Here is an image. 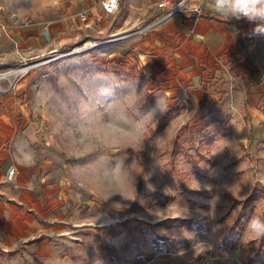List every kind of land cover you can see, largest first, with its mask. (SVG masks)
<instances>
[{"label": "rangeland", "instance_id": "rangeland-1", "mask_svg": "<svg viewBox=\"0 0 264 264\" xmlns=\"http://www.w3.org/2000/svg\"><path fill=\"white\" fill-rule=\"evenodd\" d=\"M101 1L0 0L2 137L57 250L6 264H264V35L213 0L167 22ZM201 16L224 20L210 53Z\"/></svg>", "mask_w": 264, "mask_h": 264}, {"label": "crops", "instance_id": "crops-1", "mask_svg": "<svg viewBox=\"0 0 264 264\" xmlns=\"http://www.w3.org/2000/svg\"><path fill=\"white\" fill-rule=\"evenodd\" d=\"M130 1L132 7H145V13L152 21H160L159 15L165 11V9L156 6L155 0L151 4L147 0ZM165 14L162 16L164 18L162 21L175 20V15L166 17ZM222 19L220 17L212 23L206 17L201 16L197 20L199 31H196L195 36L203 38L201 43L204 49L202 51L210 53V43L215 45L213 39L218 43L224 38L220 36L222 32L219 24L224 21H221ZM215 22L216 25H214ZM222 29L225 31L224 34H229L228 26L222 27ZM3 117V112L0 111V119ZM4 130L5 127L0 124V264H6L8 260L12 263L23 262L25 260L22 254L24 247L29 249V253H31L29 257L32 260L38 255L48 257L55 255L57 250L54 249V246L46 244V241L41 238L42 233L47 235L44 232L46 228L41 224V221L44 216H47L46 211L50 208L42 195H38L40 188L33 189L34 186H31V183L33 185L31 178L23 179L24 172L20 163V154L17 147L13 155L9 152L4 143L6 140L2 137L3 134L5 135ZM11 165L15 166L17 172L12 179L8 180L6 174ZM40 167L41 164L37 167L36 165L28 166V172L30 174L39 173ZM36 169L39 170L36 171Z\"/></svg>", "mask_w": 264, "mask_h": 264}, {"label": "clouds", "instance_id": "clouds-1", "mask_svg": "<svg viewBox=\"0 0 264 264\" xmlns=\"http://www.w3.org/2000/svg\"><path fill=\"white\" fill-rule=\"evenodd\" d=\"M213 8L225 19L253 24L252 35H264V0H213ZM248 230L257 237L264 235V220L253 217Z\"/></svg>", "mask_w": 264, "mask_h": 264}, {"label": "built area", "instance_id": "built-area-1", "mask_svg": "<svg viewBox=\"0 0 264 264\" xmlns=\"http://www.w3.org/2000/svg\"><path fill=\"white\" fill-rule=\"evenodd\" d=\"M188 0H178L175 3H173V0H155V4L158 8L167 10L165 16H174L177 13L183 11V8L185 6V3ZM202 0H200L201 3ZM200 3L196 6H193L191 9L194 12H198L200 8ZM119 4V0H102L101 5L105 13H113ZM79 16V19L85 20L86 19V10H81L77 14ZM0 26L4 29V26L0 24ZM42 31L47 34L48 33V25L45 24L42 26ZM264 104V103H263ZM17 172L15 166L11 165L8 167L7 170V179L10 180Z\"/></svg>", "mask_w": 264, "mask_h": 264}, {"label": "trees", "instance_id": "trees-1", "mask_svg": "<svg viewBox=\"0 0 264 264\" xmlns=\"http://www.w3.org/2000/svg\"><path fill=\"white\" fill-rule=\"evenodd\" d=\"M212 124V120H208L203 122V126H199L198 128V134L201 135V142L209 143L212 139L211 130L209 129V126Z\"/></svg>", "mask_w": 264, "mask_h": 264}]
</instances>
